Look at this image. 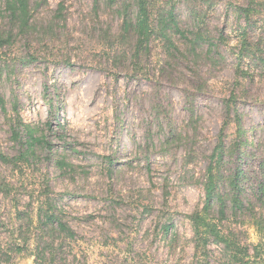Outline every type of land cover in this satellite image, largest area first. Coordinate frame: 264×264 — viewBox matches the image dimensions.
Segmentation results:
<instances>
[{"label":"rangeland","instance_id":"1","mask_svg":"<svg viewBox=\"0 0 264 264\" xmlns=\"http://www.w3.org/2000/svg\"><path fill=\"white\" fill-rule=\"evenodd\" d=\"M30 1L31 25L20 31L0 0V152L27 154L17 171L0 163V178L23 187L0 193V220L48 187L80 236L68 264H195L187 217L203 205L222 142L226 188L239 173L244 205L229 213L230 227L264 263V18L254 14L246 29L255 54L238 61L246 23L235 7L248 0H165L181 29L200 11L202 33L222 43L193 53L175 36L177 48L155 42L138 59L132 39L112 35L119 21L103 3L97 14L94 0ZM22 123L40 139L33 152ZM210 246L209 263L222 264Z\"/></svg>","mask_w":264,"mask_h":264},{"label":"trees","instance_id":"2","mask_svg":"<svg viewBox=\"0 0 264 264\" xmlns=\"http://www.w3.org/2000/svg\"><path fill=\"white\" fill-rule=\"evenodd\" d=\"M1 1L13 26L20 31L30 28V0ZM210 1L201 2L210 4ZM101 3L111 9L119 21L117 34L112 33L116 40L126 36L133 40L131 56L135 59L143 52L149 53L155 42L177 48L173 42L175 36L184 38L182 46L185 51L193 53L201 46H206L210 53L213 47L216 48L217 44L222 43L224 37H215L209 31L202 33L200 11L194 14L193 29H181L174 4L165 0H94L93 9L97 14ZM60 7H63L62 3ZM235 11L244 15L246 23L245 27L239 29L241 47L237 59L241 61L247 56L245 52L255 54L254 46H259L257 41L253 44V50L250 48L246 29L254 14L264 18V0H248L244 6L237 5ZM259 62L264 64V58H260ZM237 76L240 77L239 71ZM22 126L27 137L25 152H33V146L40 139L34 137V131L29 125L22 123ZM222 147V142L216 145L206 168L203 205L187 217L193 235V261L195 264H210V245L215 244L220 248L222 264H264L259 259L258 252L243 243L238 232L230 227L229 213L235 215L237 211L244 209V205L240 199L239 173L228 177L230 189L226 188V176L219 167L223 158ZM26 158V153L17 157L0 152V163L13 165V172L22 168L16 166L20 161L24 163ZM20 187L23 188L22 185L13 186L5 178H0V193L4 196H15ZM51 194L48 187L43 191L32 190L25 206L20 203L13 204L14 213L10 221L0 220V264H19L28 259L32 260V264H68L70 258L75 259L80 236L69 225L59 202ZM255 215V211L251 209L249 216L253 224L260 226ZM171 227L169 220L162 223L163 238L169 234Z\"/></svg>","mask_w":264,"mask_h":264}]
</instances>
